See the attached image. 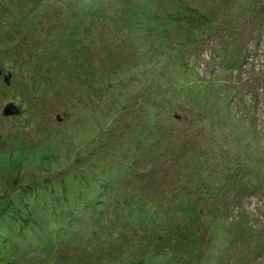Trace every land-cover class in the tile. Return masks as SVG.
Returning <instances> with one entry per match:
<instances>
[{
  "label": "rangeland",
  "instance_id": "1",
  "mask_svg": "<svg viewBox=\"0 0 264 264\" xmlns=\"http://www.w3.org/2000/svg\"><path fill=\"white\" fill-rule=\"evenodd\" d=\"M0 68V264H264V0H0Z\"/></svg>",
  "mask_w": 264,
  "mask_h": 264
},
{
  "label": "trees",
  "instance_id": "2",
  "mask_svg": "<svg viewBox=\"0 0 264 264\" xmlns=\"http://www.w3.org/2000/svg\"><path fill=\"white\" fill-rule=\"evenodd\" d=\"M154 17H156L155 13H154ZM155 31L157 32V34L160 32H163V30H160L159 27H157L155 29ZM164 34H165V32H164ZM92 169H93V167H92ZM116 193L118 196L117 199L112 198L110 201L108 200L109 201L108 204H111V207H113V209L110 212L105 209L106 211L103 212L102 216L99 217L98 221L95 223V225L99 228V232H98V234L95 233V235L93 237V241H92V243L94 244L93 246H96V247L99 246L100 248H102L103 246H105V247L112 246L114 239L111 240V237H112V235L117 234L116 232L119 231V228H121L125 231V230H129L130 227H132L133 237L134 236H140L143 240L146 238L151 239V237H154L155 233H158L159 235H161V233H162L161 230H159L156 227V224L158 223V219L154 216V214H152L151 208L154 207L153 203L151 204V202H148L147 199L142 198V197L140 198V196L129 195L126 192H124L123 190L122 191L117 190ZM102 200L104 201V198H102ZM73 201H74V199H72L69 202H65V203L68 204V203L73 202ZM69 206L72 207V205H69ZM69 206L67 207L68 211L66 210L67 215H64V218L66 217L68 219L67 220L63 219L62 221H64V222L70 221L69 220L70 217L75 214L73 211L74 208L70 211ZM92 206H93V204H92ZM180 209H181L182 213H184V212H190L191 213V209L188 205V201H185L184 199H181ZM44 212H46L45 216H47L50 213L47 211H44ZM112 212H113L114 216H113V220H110L108 218V216ZM115 212H117V213H115ZM37 214H38V211L35 213V215H32L31 217L27 218L24 221V224L28 225L29 221L32 218L37 219L38 218ZM54 216L57 218V215H54ZM89 217L90 216L86 213V216L83 220L84 223L87 222V221L85 222V220L90 219ZM59 218H62V216H59ZM76 218L77 217H74L72 219V221ZM137 223L140 224L141 227L137 226ZM60 226L67 227L68 229H65V231H68L69 233H73V232H75V230H81V229H76L77 228L76 226L75 227L73 226L74 228L72 226L62 225V224H60ZM60 226H57V224H56L54 227H60ZM40 228H45L48 231L44 232L42 236H39V235L35 234V232H34V234H33L34 237H31L33 244L38 246L39 248H42V247L47 248L49 246H53L54 241H56L57 237L63 236V233H59V231L58 232L53 231L54 228H51L49 221H47V223L45 225H42ZM85 230H87V223H86ZM135 238H137V237H135ZM63 239L64 238L60 239L59 244H64ZM66 244H67V246H72L74 244V242H72V241L68 242L67 241ZM59 246H57V247H59ZM54 249L56 252L58 251L57 248H54ZM40 255L41 256H39L38 259H45L44 255H46V254H43V251H42V254H40ZM48 257H50L49 254H48ZM103 261L104 260H101L99 262V264L103 263ZM83 264H86V263L84 262Z\"/></svg>",
  "mask_w": 264,
  "mask_h": 264
},
{
  "label": "water",
  "instance_id": "3",
  "mask_svg": "<svg viewBox=\"0 0 264 264\" xmlns=\"http://www.w3.org/2000/svg\"><path fill=\"white\" fill-rule=\"evenodd\" d=\"M0 74H1V68H0ZM9 80H10V74L8 73V74H6L5 76H4V81H5V83L7 82H9ZM10 108H13V110H9ZM16 112V109H15V105H13V104H8L7 106H5V108H4V114H13V113H15ZM59 118V117H58Z\"/></svg>",
  "mask_w": 264,
  "mask_h": 264
},
{
  "label": "flooded vegetation",
  "instance_id": "4",
  "mask_svg": "<svg viewBox=\"0 0 264 264\" xmlns=\"http://www.w3.org/2000/svg\"><path fill=\"white\" fill-rule=\"evenodd\" d=\"M1 73H2V71H1ZM1 77V76H0Z\"/></svg>",
  "mask_w": 264,
  "mask_h": 264
}]
</instances>
